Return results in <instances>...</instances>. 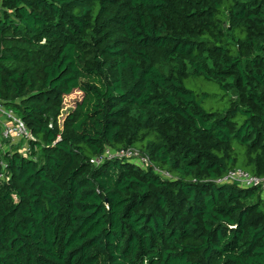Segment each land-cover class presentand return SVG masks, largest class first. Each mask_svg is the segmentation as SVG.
Masks as SVG:
<instances>
[{
	"label": "trees",
	"instance_id": "16d2710c",
	"mask_svg": "<svg viewBox=\"0 0 264 264\" xmlns=\"http://www.w3.org/2000/svg\"><path fill=\"white\" fill-rule=\"evenodd\" d=\"M0 97V264H264V0H0Z\"/></svg>",
	"mask_w": 264,
	"mask_h": 264
},
{
	"label": "built area",
	"instance_id": "2783aa9c",
	"mask_svg": "<svg viewBox=\"0 0 264 264\" xmlns=\"http://www.w3.org/2000/svg\"><path fill=\"white\" fill-rule=\"evenodd\" d=\"M60 122L62 121L60 120ZM33 139V133L25 120L0 97V151L5 153L13 145H20L19 151L23 155H29L32 151L31 141ZM104 157L128 159L144 169L153 167L165 176H171L169 172L156 168L147 154L134 148L120 150L109 148L106 150ZM94 161L99 163L101 159L95 158ZM1 176L8 178L7 174H1ZM217 182L237 183L243 187L262 186L264 192V178L252 175L240 168L230 170L227 175L218 179Z\"/></svg>",
	"mask_w": 264,
	"mask_h": 264
},
{
	"label": "rangeland",
	"instance_id": "374dc122",
	"mask_svg": "<svg viewBox=\"0 0 264 264\" xmlns=\"http://www.w3.org/2000/svg\"><path fill=\"white\" fill-rule=\"evenodd\" d=\"M201 90V91H210V94H217V95H212L210 98L206 99V101L203 103L205 107L209 110H216L220 109L223 107L222 101L220 94L216 91V89L206 83H203L202 80L200 79H192L187 81L188 86L194 87L195 85ZM80 92H74L72 95H68L64 98L63 102V108L61 111V114L59 115V121L61 120L63 122V119L65 115L74 108V102L77 98H79Z\"/></svg>",
	"mask_w": 264,
	"mask_h": 264
}]
</instances>
